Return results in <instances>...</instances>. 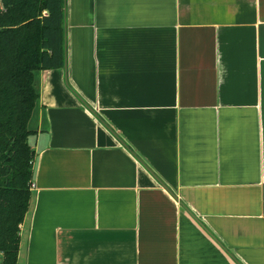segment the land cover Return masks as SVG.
<instances>
[{"label": "crops", "instance_id": "obj_1", "mask_svg": "<svg viewBox=\"0 0 264 264\" xmlns=\"http://www.w3.org/2000/svg\"><path fill=\"white\" fill-rule=\"evenodd\" d=\"M65 54L18 264H264V0H65Z\"/></svg>", "mask_w": 264, "mask_h": 264}, {"label": "trees", "instance_id": "obj_2", "mask_svg": "<svg viewBox=\"0 0 264 264\" xmlns=\"http://www.w3.org/2000/svg\"><path fill=\"white\" fill-rule=\"evenodd\" d=\"M65 0L0 2V256L18 264L32 205L36 151L29 122L39 100L35 73L65 66Z\"/></svg>", "mask_w": 264, "mask_h": 264}, {"label": "rangeland", "instance_id": "obj_3", "mask_svg": "<svg viewBox=\"0 0 264 264\" xmlns=\"http://www.w3.org/2000/svg\"><path fill=\"white\" fill-rule=\"evenodd\" d=\"M0 264H2V256H0Z\"/></svg>", "mask_w": 264, "mask_h": 264}, {"label": "built area", "instance_id": "obj_4", "mask_svg": "<svg viewBox=\"0 0 264 264\" xmlns=\"http://www.w3.org/2000/svg\"><path fill=\"white\" fill-rule=\"evenodd\" d=\"M0 2H1V0H0ZM32 188H33V190H34V184L32 185Z\"/></svg>", "mask_w": 264, "mask_h": 264}]
</instances>
